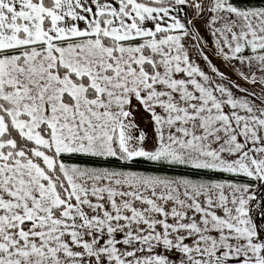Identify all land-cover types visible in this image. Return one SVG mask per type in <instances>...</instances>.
Listing matches in <instances>:
<instances>
[{"label":"snow or ice","instance_id":"snow-or-ice-1","mask_svg":"<svg viewBox=\"0 0 264 264\" xmlns=\"http://www.w3.org/2000/svg\"><path fill=\"white\" fill-rule=\"evenodd\" d=\"M0 264H264V0H0Z\"/></svg>","mask_w":264,"mask_h":264}]
</instances>
